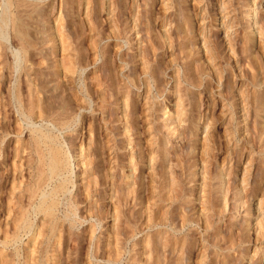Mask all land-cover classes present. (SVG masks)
Masks as SVG:
<instances>
[{"label":"rangeland","instance_id":"obj_1","mask_svg":"<svg viewBox=\"0 0 264 264\" xmlns=\"http://www.w3.org/2000/svg\"><path fill=\"white\" fill-rule=\"evenodd\" d=\"M0 264H264V0H0Z\"/></svg>","mask_w":264,"mask_h":264},{"label":"bare ground","instance_id":"obj_2","mask_svg":"<svg viewBox=\"0 0 264 264\" xmlns=\"http://www.w3.org/2000/svg\"><path fill=\"white\" fill-rule=\"evenodd\" d=\"M41 127V126H40ZM43 136V135H42ZM48 137V136H47ZM52 141V140H51ZM55 141V140H54ZM50 142V141H48ZM56 143V142H55ZM65 143V142H64ZM53 144V143H52ZM58 144V143H57ZM60 144V143H59ZM42 145V143H41ZM47 160V159H46ZM70 161V160H69ZM41 165V164H40ZM69 165V164H68ZM43 166V165H42ZM72 167V166H71ZM43 170V169H42ZM68 170L67 162L65 157L61 154V152L54 153V156L52 158L51 162V177L58 178L59 184L56 186V188L52 189L50 192H43L38 196L40 198V210H44L47 214L53 215L54 208L56 205L55 197L60 192L64 191L67 186V178H66V172ZM49 172V171H48ZM71 172V171H70ZM68 173V172H67ZM40 177V176H39ZM43 184V183H42ZM37 186V185H36ZM39 188V187H38ZM36 192V190L34 189ZM69 191V190H67ZM66 191V192H67ZM32 192V191H31ZM30 192V193H31ZM39 193V192H38ZM33 194V193H32ZM32 197V196H31ZM51 200V203L47 206H45V203L47 200ZM61 199V198H60ZM37 200V199H36ZM39 201V200H38ZM38 209V208H37ZM36 210V209H35ZM54 216V215H53ZM17 218V217H16Z\"/></svg>","mask_w":264,"mask_h":264}]
</instances>
